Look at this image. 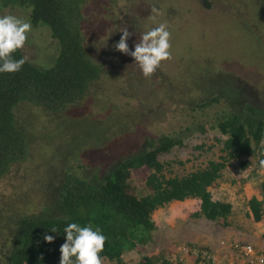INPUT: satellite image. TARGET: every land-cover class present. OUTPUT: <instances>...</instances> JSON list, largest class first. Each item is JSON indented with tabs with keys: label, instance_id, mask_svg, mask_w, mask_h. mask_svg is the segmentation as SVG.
<instances>
[{
	"label": "trees",
	"instance_id": "obj_1",
	"mask_svg": "<svg viewBox=\"0 0 264 264\" xmlns=\"http://www.w3.org/2000/svg\"><path fill=\"white\" fill-rule=\"evenodd\" d=\"M89 1L33 0L31 23L49 28L57 57L52 67L42 69L19 49L12 55L25 59L21 70L0 73V189L8 192L0 194L3 264H59L63 229L72 222L99 228L107 237L104 261L125 264V253L144 252L157 230L153 215L171 203L196 202V209L182 208L184 218L228 227L232 206L214 201L210 189L236 162L240 171H264L259 167L264 159V94L246 90L230 75L219 81L218 95L209 103L225 106L216 120L225 137L217 141L218 159L185 176H168L160 157L182 147V140L163 136L155 144L148 137L137 141L128 110L100 97L103 70L89 57L82 31ZM254 1L264 8V0ZM190 93L196 94L194 89ZM138 144L143 145L138 149ZM133 175L143 181L140 193ZM257 193L245 216L264 225V181ZM45 235L56 238L46 243ZM170 262L159 254L143 256L138 264Z\"/></svg>",
	"mask_w": 264,
	"mask_h": 264
},
{
	"label": "rangeland",
	"instance_id": "obj_2",
	"mask_svg": "<svg viewBox=\"0 0 264 264\" xmlns=\"http://www.w3.org/2000/svg\"><path fill=\"white\" fill-rule=\"evenodd\" d=\"M225 1L90 0L84 7L82 31L86 50L103 70L100 97L128 110L137 141L148 137L155 144L163 136L182 140V147L160 157L168 176H185L218 159L221 145L217 141L225 137L217 130L216 120L225 106L222 102L209 103L218 95L219 81L233 75L246 90L264 94V8L259 9L254 0ZM153 8L161 13L154 19ZM32 11L33 0H0V16L30 20ZM165 22L172 34L171 59L162 61L146 79L134 58L116 51L114 45L127 28L132 33L127 43L130 51L134 50L144 32ZM52 47L49 28L32 25L21 50L30 63L48 69L57 57L53 58ZM192 89L196 94L190 93ZM254 174L252 169L240 171L236 162L223 171L217 187L210 189L214 201L232 206L228 227L184 218L182 208L196 209V202L171 203L153 215L157 230L144 252L125 253L124 263L138 264L143 256L159 254L170 258L173 264L190 261L193 255L189 249L195 248L193 245L203 237L223 249L220 240L230 236L251 244L264 256V225L254 224L245 216L248 201L257 197V186L264 181V171ZM132 183L140 193L143 181L133 175ZM7 193L0 189L2 197ZM215 251L209 252L222 260L225 252Z\"/></svg>",
	"mask_w": 264,
	"mask_h": 264
},
{
	"label": "clouds",
	"instance_id": "obj_3",
	"mask_svg": "<svg viewBox=\"0 0 264 264\" xmlns=\"http://www.w3.org/2000/svg\"><path fill=\"white\" fill-rule=\"evenodd\" d=\"M152 13V19L161 14L156 8L152 9ZM31 29L30 20L18 18L14 15L0 16V73H16L21 70L26 62L25 59H15L12 54L25 45ZM131 35L132 33L127 28L122 30L120 39L114 45V48L121 54L133 57L134 61L138 63L143 76L146 79L150 78L162 61L171 59L170 49L172 45L170 40L172 34L168 30L166 22L160 23L158 26L144 32L140 42L136 43L134 50L130 51L127 41ZM259 167L264 169V159L259 160ZM56 231V228H52L50 232L56 233ZM63 232L64 243L59 248V264H104L105 257L101 253L104 251L107 237L99 228L94 229L92 225L82 227L80 224L72 222L64 227ZM55 238L52 235H45L43 239L46 243H52ZM220 242L224 243L223 249H221L222 252H225L224 257L232 256V251L229 248L232 242L229 244L223 240ZM193 249L211 251L203 247ZM234 261L236 262V260ZM0 264H3V261H0Z\"/></svg>",
	"mask_w": 264,
	"mask_h": 264
},
{
	"label": "built area",
	"instance_id": "obj_4",
	"mask_svg": "<svg viewBox=\"0 0 264 264\" xmlns=\"http://www.w3.org/2000/svg\"><path fill=\"white\" fill-rule=\"evenodd\" d=\"M229 246L232 256H226L219 261L216 253L213 255L207 250L190 248L193 260H184L182 264H236L234 260L239 261V264H264L263 256L259 255L250 244L234 241ZM183 251L185 252L186 249Z\"/></svg>",
	"mask_w": 264,
	"mask_h": 264
},
{
	"label": "crops",
	"instance_id": "obj_5",
	"mask_svg": "<svg viewBox=\"0 0 264 264\" xmlns=\"http://www.w3.org/2000/svg\"><path fill=\"white\" fill-rule=\"evenodd\" d=\"M207 237H203L200 239V241H198V243H196L198 248H202L205 247L208 250H216V251H222L220 247H218L217 245H215L213 243V241H211V239H206ZM189 242V240H187ZM209 241V242H208ZM222 241V240H220ZM225 241L227 242H233L234 240H232V238H230V236H225ZM221 255V254H220ZM222 257H224L225 255H221ZM221 264V263H219Z\"/></svg>",
	"mask_w": 264,
	"mask_h": 264
}]
</instances>
